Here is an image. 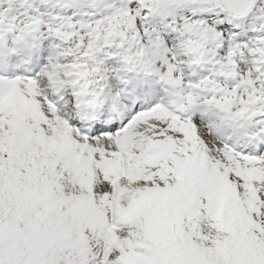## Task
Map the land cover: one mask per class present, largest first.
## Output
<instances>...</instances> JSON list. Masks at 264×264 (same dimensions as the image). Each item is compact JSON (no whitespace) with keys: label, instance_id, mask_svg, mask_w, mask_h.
I'll return each instance as SVG.
<instances>
[{"label":"snow or ice","instance_id":"1","mask_svg":"<svg viewBox=\"0 0 264 264\" xmlns=\"http://www.w3.org/2000/svg\"><path fill=\"white\" fill-rule=\"evenodd\" d=\"M0 264H264V0H0Z\"/></svg>","mask_w":264,"mask_h":264}]
</instances>
